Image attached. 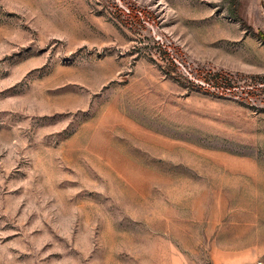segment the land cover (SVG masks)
Returning a JSON list of instances; mask_svg holds the SVG:
<instances>
[{
    "label": "rangeland",
    "instance_id": "rangeland-1",
    "mask_svg": "<svg viewBox=\"0 0 264 264\" xmlns=\"http://www.w3.org/2000/svg\"><path fill=\"white\" fill-rule=\"evenodd\" d=\"M264 264V0H0V264Z\"/></svg>",
    "mask_w": 264,
    "mask_h": 264
},
{
    "label": "built area",
    "instance_id": "built-area-1",
    "mask_svg": "<svg viewBox=\"0 0 264 264\" xmlns=\"http://www.w3.org/2000/svg\"><path fill=\"white\" fill-rule=\"evenodd\" d=\"M256 264H262V262L261 261H258Z\"/></svg>",
    "mask_w": 264,
    "mask_h": 264
}]
</instances>
